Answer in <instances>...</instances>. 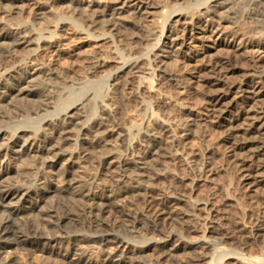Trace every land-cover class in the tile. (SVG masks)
Wrapping results in <instances>:
<instances>
[{
	"label": "rangeland",
	"instance_id": "rangeland-1",
	"mask_svg": "<svg viewBox=\"0 0 264 264\" xmlns=\"http://www.w3.org/2000/svg\"><path fill=\"white\" fill-rule=\"evenodd\" d=\"M129 1L0 0V48L14 43L4 36L25 29L32 39L26 46H18L16 55L22 64L30 54L49 44H58L73 54L69 59H58L42 75L32 77L35 82L23 85L21 92L7 100L2 99V88L11 87L13 82L0 81V175H4L0 191L8 184L21 187L5 209H28L20 222L31 221L43 229L49 223L45 212L51 210L61 216L67 207L73 209L76 195L84 188L95 189L97 178L106 173L116 176L117 181L125 178L128 186H156L169 199L174 195L173 189L182 183L186 197L179 208L187 214L185 223L164 222L163 235L137 232L129 226L135 238L116 233L120 241L88 247L80 259L68 251L69 242L65 239L45 241L44 251L11 248L12 255L31 264H132L123 261L118 251L133 245L147 249L145 264H264V230L258 231L264 228V187H253L251 179L244 177L238 156L227 155L224 141L229 127L225 120L237 115L241 108L235 106L239 95L233 93L224 101L229 112L219 120L212 112L207 83L219 72L224 76L223 89L237 83L243 71L225 74L222 68L226 67L220 65L229 60L245 69V58L252 55L263 61L250 72V80L264 81V50L257 52L258 41L248 33L256 24L250 17L257 0H233L228 7L233 11V22L222 25L205 13L210 5L224 0H145L149 5L145 12L132 7L135 2ZM61 26L69 33L63 40L57 36ZM91 57L126 64L123 70L142 61L143 74L138 79L125 76L119 90L111 95L116 68L100 70L93 79L105 84L102 86L101 82L103 93L96 98L90 88L94 83L85 76ZM155 60L159 64H154ZM3 69L0 67V78H9L12 71ZM146 73L150 74L149 79ZM20 74L33 75L26 70ZM77 74L81 81L75 80ZM39 81L47 84V94L62 100L71 91L79 89L77 94L81 87L90 85L84 88L86 95L77 94L79 100L72 107H58L49 101L47 112L31 116L34 120L43 119L36 125L39 133L46 122H53L54 127L68 124L57 134L46 131L51 138H62L60 150L35 143L27 135L34 130L16 123L20 118L15 107L19 104L34 99L45 102L44 96L32 95L36 90L32 85ZM143 85L157 89V98L140 99L115 118L106 97L113 96L114 106H120L130 92ZM87 98L96 104L93 115L86 113ZM253 107L264 108V99L253 103ZM15 112L18 117H11ZM147 128L157 129L162 150L167 148L178 160L163 165L153 162L143 141ZM152 164L157 167L152 168ZM259 180L264 181V176ZM3 211L0 217L6 215ZM105 217L114 225L128 224L117 212ZM186 225L194 232L186 234L182 227ZM66 227L74 234L68 223ZM181 244L189 248L176 249L169 260H163L161 253L153 249L156 245L170 249Z\"/></svg>",
	"mask_w": 264,
	"mask_h": 264
},
{
	"label": "bare ground",
	"instance_id": "bare-ground-1",
	"mask_svg": "<svg viewBox=\"0 0 264 264\" xmlns=\"http://www.w3.org/2000/svg\"><path fill=\"white\" fill-rule=\"evenodd\" d=\"M18 1L21 2L25 0ZM129 2H135L132 7L136 6V8L140 11L143 10L145 12L146 10H149V5H146L147 1L145 0H131ZM232 2L233 0L217 1L206 9L205 14L212 17L217 24H232L233 19L231 15L233 14V11L231 10V7L228 8ZM221 10L223 11L220 12ZM251 16L253 18H250L253 19L256 24L255 27L250 29L248 33L252 34L251 38L258 41L256 45L258 46L257 52H259V50H264V0L256 1ZM92 25H94V23ZM140 28H142V25H140ZM58 30L61 31V33L57 34L59 40L66 39L69 35L64 26H61ZM4 37L6 39L13 40L12 42L14 43L0 48V67L4 68L3 70H6L5 72L12 71V75L7 79L2 78L1 75L0 81L13 82L11 87L2 88V93L4 94V97L2 98L3 100H7V98H11L16 93L21 92V87L23 85H27L29 82H32L31 79H34L32 77L42 75L44 70L53 66L54 62L58 59H69L73 55L68 54V50L62 49L58 44H49L48 47H42L36 53L30 54L26 58V62L22 64L16 55L19 52L18 46H26L31 42L32 37L30 33L28 30L23 29L12 32L10 35L8 34ZM103 59L100 60L97 57H91L86 64L87 70L85 71H87V75L85 74V76L88 77L87 79L91 81V83H94L93 87L90 88L93 89L91 93L93 91L95 92V94L93 93V96L96 98L100 93H103L101 92L103 88L102 86L105 84H103L100 79H93L100 70L105 69L109 71L110 69L116 68L113 73L114 78L112 80V84L110 85L111 89H109V91L111 90V95H115L119 90L118 88L125 76L126 78L130 76L131 79H138L140 75L143 74L142 69L145 63L142 61H136L128 69L123 70L126 64L118 65L119 63H116L117 61H111L112 59L110 61ZM245 59V69L238 67V64H231L229 60L220 65L226 67V69L222 68L223 70H226L224 71L226 72L225 74L232 73L236 70L243 71V74L237 83L229 85L227 89H223V87H221L225 84L222 72L221 75L219 72V75L216 74V77L213 75V78H208L209 81L207 83L211 92H209V98L212 106V112L215 114V117L220 120L229 112V105L226 104V106L224 101L233 93L239 95L237 96L238 100L236 99L237 101L235 102V106L240 105V111L231 119H224L227 122V126H229L227 128L228 132L224 137V141L227 144L226 153L232 158H236L238 156L236 160H238L240 166L244 170V173H246L244 177L246 176L248 179H251V185L253 187H259L261 185L264 187V181L259 180V178L264 176V108H260V110L253 107V103L258 102L261 98L264 99V81L253 82L250 80V72L262 63L263 60L256 55L249 56ZM154 64H159V61L155 60ZM24 70L30 71L33 75L22 77L20 72ZM213 72L215 73V71ZM144 75H146V78H150V74L146 73ZM34 80L36 81V79ZM34 80L33 82H35ZM75 80H77V82L81 81L80 75H78ZM89 86V84L88 86L85 85L86 88ZM32 87L36 88L32 94L34 97L44 96L46 100L45 102L40 103L39 100L35 101L34 99L26 101L21 105L19 104V107H15L20 118H18L19 122L17 121L16 123H19L18 125H21V127H28V129L31 128L30 130H34L32 133H27V135L35 143L45 147H51L53 150H60L63 146L62 138L57 135L51 138L47 134V130H54L55 134H57L60 132L59 130L65 129L68 124L62 123L57 127H54L53 122H46L42 127V132L39 133L41 131L40 127H37L36 125L42 122L43 119L38 121L32 119L31 116L39 114L40 112H47L49 101L55 102V105L58 107L63 106L68 109L79 100V94L81 96L86 95L87 91H85V87L83 86L84 88L82 89L81 87V91L80 93H77V95L76 92H79V89L76 92L75 90L72 92L71 89L70 96L66 95L69 97L62 100L59 97H53L47 94V84L44 83V81L36 82L32 85ZM156 94L157 89H155L152 85H143L138 87L136 91L130 92L124 100L125 102L120 104V106H114L113 96L106 97V102H108L109 106H112L113 115L116 118L118 115L123 114L126 107L133 106V104L137 103L140 99L153 100L157 98ZM86 100L88 101L87 107L84 103L83 107L87 108L86 113L88 115H93L96 113V104L93 102V99L87 98ZM17 113L14 114V116L13 114L10 115L11 117H16ZM8 117H10L9 114ZM15 128H17V126ZM143 141L147 144L146 154L153 157V162L156 160V162L163 165L171 160H178L177 156V158H175V155H170L171 153L169 154L167 152V148H164L165 151L164 149L162 150L163 147H161L162 143L159 139L157 129L153 130L147 128L143 135ZM155 167H157V164H152V168ZM25 171L28 170L24 169L23 172ZM25 173L27 174L29 172ZM3 176L4 175H0V182ZM124 179L121 177V180L117 181L116 176L108 173L99 176L97 178L99 183L97 182L98 184H94L95 189L84 188L76 195V207H72L73 209L67 207L66 211L61 216L51 210L45 212L44 214L48 217L49 222L46 224L47 226L45 225V229L36 226L35 223L31 221L24 220V222H20V219L24 213L28 211V209L18 206L11 210L5 209L8 207L7 201L15 194L20 193L22 190L21 187L14 186L13 184L6 185L4 189L0 191V211L4 210L6 213V215H2L4 217H0V264H31L30 261L20 262L15 255H12L11 248H22L25 250L40 249L44 251L47 248V243H44L45 241L54 242L58 239L61 241L65 239L69 242L68 251H71L80 259L82 253H84L83 251L88 247L98 246V244L101 243L120 241L121 239L116 233L123 232L128 237L135 238L134 236L132 237V231L130 230L134 228L137 232L142 230L145 231V233L163 235V230H165L163 229L164 222L177 221L180 225L183 224V222L185 223L184 219L187 217V214H184L185 211L182 212V209L179 208L181 206L180 204L185 202L184 198L186 195L183 193L185 192V189L182 187L184 184H178V187L173 189V197L169 199L166 198V196L161 195L159 188L156 186L132 187L128 186V181H125ZM139 196L141 198L137 199ZM113 212L121 214L123 221L128 224L114 225L110 223L105 215ZM67 223L74 230V234L69 233L68 227H66ZM129 226L130 229L128 228ZM182 227L184 228L183 230L186 234L194 232L191 226L186 225ZM262 229L264 230V228H260L258 231H262ZM61 243L63 242H60V244ZM122 248H124V246ZM178 248L186 249L189 248V245L184 246L181 244L179 247L170 249H168L165 245H156L153 249L161 253L163 260H169L175 256L176 249ZM146 251L147 249L144 247H133L132 245V247H125L122 252L121 250L118 252L120 253L119 256L123 259V261L127 260L132 264H145L143 260ZM155 264H160V261H157ZM187 264L195 263L193 261H189Z\"/></svg>",
	"mask_w": 264,
	"mask_h": 264
}]
</instances>
